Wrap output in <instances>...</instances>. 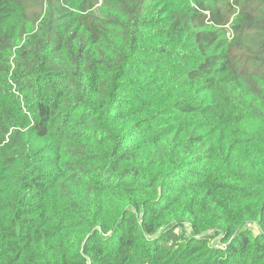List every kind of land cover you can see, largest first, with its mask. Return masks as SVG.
Returning a JSON list of instances; mask_svg holds the SVG:
<instances>
[{"label":"trees","instance_id":"16d2710c","mask_svg":"<svg viewBox=\"0 0 264 264\" xmlns=\"http://www.w3.org/2000/svg\"><path fill=\"white\" fill-rule=\"evenodd\" d=\"M0 264H264V0H0Z\"/></svg>","mask_w":264,"mask_h":264}]
</instances>
